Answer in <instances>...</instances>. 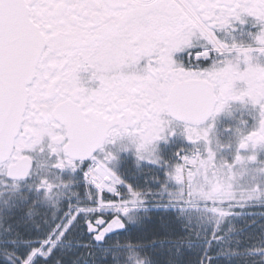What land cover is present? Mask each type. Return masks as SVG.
Masks as SVG:
<instances>
[{
	"label": "snow or ice",
	"instance_id": "obj_1",
	"mask_svg": "<svg viewBox=\"0 0 264 264\" xmlns=\"http://www.w3.org/2000/svg\"><path fill=\"white\" fill-rule=\"evenodd\" d=\"M0 264H264V0H0Z\"/></svg>",
	"mask_w": 264,
	"mask_h": 264
}]
</instances>
